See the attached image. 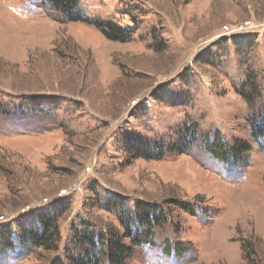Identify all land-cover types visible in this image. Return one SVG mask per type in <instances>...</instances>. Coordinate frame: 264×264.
I'll use <instances>...</instances> for the list:
<instances>
[{"label":"rangeland","instance_id":"374dc122","mask_svg":"<svg viewBox=\"0 0 264 264\" xmlns=\"http://www.w3.org/2000/svg\"><path fill=\"white\" fill-rule=\"evenodd\" d=\"M72 14L85 21L50 0H0V264H70L91 251L87 229L103 236L97 264L115 237L125 264H264V139L251 135L264 0H80ZM213 141L238 155L220 160ZM140 203L162 212L134 245ZM46 212L52 241L25 246L20 227L40 233L29 223Z\"/></svg>","mask_w":264,"mask_h":264},{"label":"trees","instance_id":"16d2710c","mask_svg":"<svg viewBox=\"0 0 264 264\" xmlns=\"http://www.w3.org/2000/svg\"><path fill=\"white\" fill-rule=\"evenodd\" d=\"M80 0H50L51 6L58 12L61 13H67L68 21H85V18H82L77 15L72 14V10L77 6L78 2ZM89 22V21H88ZM92 22V21H90ZM93 25H95L98 29L102 31V33L105 35V37L109 40L112 41H126L128 39V32L124 29L119 27L117 24L114 22L110 21H94ZM248 100V99H247ZM249 104H253V100L249 99L248 100ZM187 131V130H186ZM189 131V130H188ZM190 133V131H189ZM187 134V132H186ZM252 137L255 140H263L264 139V118L262 117L260 121L254 125L252 129ZM181 138H187L186 136L183 137L181 134ZM187 143L185 142L182 146H179L177 149L179 150H184L186 149ZM165 146L159 145L157 148V151L159 152V157H157L159 160L163 158L164 155V149ZM250 146L247 145H241L238 149L241 152H247L250 150ZM137 149V148H136ZM175 149V150H177ZM167 150V149H166ZM174 150V149H173ZM209 150L211 151V154H213L215 157L219 158L220 160L223 161H230L235 157V155H238V150L237 151H231L225 144H222L220 141L214 142L213 145L209 147ZM137 152L140 154V157H146L145 153L142 152L141 148L138 147ZM235 159V158H234ZM139 209L142 210L143 212V218L141 224L146 227L140 228V232L135 233L131 232L128 230V233L126 234V237L131 239L132 243L134 245H139V244H144V243H149L151 238V222L152 219L155 218L156 221L160 219L161 212L159 209H157L153 205H149L146 203H140ZM54 216H58V213L60 211V206L59 204L54 205ZM156 209L158 211H156ZM51 213H42L41 215H36L34 218L30 220L29 225L32 227L35 225V223H42V231L40 233L36 231V229H26L24 226L20 227L22 229V240L25 246H48L50 242L52 241L53 237L51 234L52 226L54 223V216H50ZM137 232V231H136ZM100 238L99 243L104 244L103 236L100 234H96L95 231H92L91 229H87L85 231V240L87 245L91 247V251L89 254L85 257H76L73 258L72 262L70 264H97L99 260V256L103 254V251H100L98 249V246L96 244V238ZM8 241V239H7ZM9 242V241H8ZM10 243V242H9ZM1 248V247H0ZM174 251L179 252L180 248L176 247V250ZM132 249L130 246H127L124 244L121 240L117 239L115 237L113 240L109 242L108 245V254L110 258V264H125V262L131 257ZM180 253V252H179ZM52 264H64L63 261L60 258H57Z\"/></svg>","mask_w":264,"mask_h":264},{"label":"built area","instance_id":"2783aa9c","mask_svg":"<svg viewBox=\"0 0 264 264\" xmlns=\"http://www.w3.org/2000/svg\"><path fill=\"white\" fill-rule=\"evenodd\" d=\"M247 32V29H244V28H241V29H238L236 31H233L232 33H228V36L232 35V34H243ZM38 207H33V209H37ZM29 210V209H28ZM29 213V211H24V214H27Z\"/></svg>","mask_w":264,"mask_h":264}]
</instances>
